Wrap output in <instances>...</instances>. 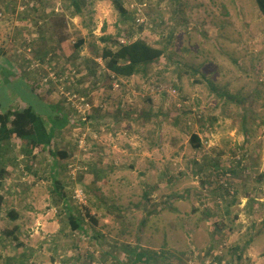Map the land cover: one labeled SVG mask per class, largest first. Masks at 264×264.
I'll list each match as a JSON object with an SVG mask.
<instances>
[{
  "label": "rangeland",
  "instance_id": "374dc122",
  "mask_svg": "<svg viewBox=\"0 0 264 264\" xmlns=\"http://www.w3.org/2000/svg\"><path fill=\"white\" fill-rule=\"evenodd\" d=\"M123 1L131 14L145 4ZM5 2L8 9L0 15L3 63L6 55L21 59L22 44L35 31L45 30L50 43L49 22L61 14L69 48L85 40L78 58L52 62L55 68L43 66L37 87L78 122L62 129L55 142L68 152L58 179L83 218L85 232L73 231L60 204L51 200L49 150L44 146L27 157L22 142L11 139L17 160L0 187L5 195L0 264H9L7 254L18 251L30 257L26 264H125L137 247L155 252L158 264H264V180L257 176L264 173V15L255 0H147L140 25L132 17L120 18L111 0H86L88 13L73 20L64 0H0V6ZM117 32L129 36L124 42L142 38L164 47L165 54L147 76L122 79L109 88L100 50L93 53L90 43L101 48L97 38ZM35 48L38 52L29 57H46L43 42ZM85 58L94 60V70ZM84 102L89 108L82 113L76 106ZM194 133L198 147L190 140ZM233 169L231 198L216 189L214 175ZM215 195L223 200L221 208L213 205ZM245 208L257 224L252 232L250 226L245 229ZM235 214L240 225L228 234L225 227L236 224ZM256 231L261 236L254 258L247 247Z\"/></svg>",
  "mask_w": 264,
  "mask_h": 264
},
{
  "label": "trees",
  "instance_id": "16d2710c",
  "mask_svg": "<svg viewBox=\"0 0 264 264\" xmlns=\"http://www.w3.org/2000/svg\"><path fill=\"white\" fill-rule=\"evenodd\" d=\"M139 1L146 3V5L141 7L142 12L144 13V10L147 6V0ZM111 2L114 8L117 10L120 18L129 19L132 17V21H135V23L138 25L144 22L136 21L137 17H142L140 13L141 11L138 12L136 9H133L134 13L131 14L125 8L123 0H111ZM255 3L259 12L264 15V0H255ZM64 5L70 17H82L85 13H88L86 0H64ZM7 8V4L0 7V14L2 11L6 12ZM65 22L66 19L62 14L53 22H49V25L54 28L51 29L54 36L50 37L53 39H50V43L47 42V39L49 38L47 37L45 30L39 31L38 33L35 31L33 35L25 39L24 43L22 44V47H24V55L21 56V59L17 58L16 54H14L11 58V62H14L17 67L6 69L0 65V75L3 83V85L0 83V180L4 176L5 172L4 168L2 167L3 156L1 148L5 142L10 143L11 139L20 140L24 145L23 148H21V151L27 157L34 155L36 152L42 151V148L45 146V148L49 150L52 159V164L50 165L48 171H46V173L49 174L46 180H50V191L52 193L51 200L54 201L55 205L60 204L59 206L61 210L63 209V214L73 231L78 230L85 232L84 226L82 224L83 218H81L78 209L69 204L70 196L66 194L64 184L60 179H58L59 175L61 174L60 168L65 166V164L62 162L64 158L68 156V152L63 148H58L55 142L56 138L58 137V132L66 128L67 125L77 121L70 118L66 112H63L59 104L44 103L46 109L41 112V105L33 104L30 101L31 98H34L32 93H34L35 89H38L37 87L40 86L43 75L45 74L43 66L55 68V65L51 64L52 62L57 63L61 59H63L65 62H68L70 59H76L79 57L78 55L80 47L84 44L85 40L83 38L77 40L74 44V50L72 51L67 44L68 40L63 30V24ZM51 23H54L55 26H53ZM104 29L105 28L103 27V30ZM129 35L132 37V34ZM128 37L129 36H126L125 33L122 32H117L116 34L104 33L97 38L99 43L102 45L101 48L94 42L90 43L93 48V53H97L100 50L101 59L104 60L106 81L105 87H118L122 79L127 80L133 76H147L151 66L158 62L165 54L164 47L153 46L142 38H135L127 42L122 41L123 38L126 39ZM37 38L38 41H36ZM40 42H43L45 45L43 53L46 57H39V59H36L39 62V65L35 67L33 66V63L36 60L32 59V57H29L27 53L35 54L38 52L35 46ZM28 48H30L29 52H27ZM2 55H4V52L1 48L0 57H2ZM83 62L87 65L89 70L95 69L96 64L94 60L85 58ZM29 66H32L31 68L37 73V75H35V79L38 80L35 83H32L28 78L30 77V71L28 70ZM67 68H69L68 64L66 65V69ZM72 82H74V80H72ZM24 101L26 102L24 103ZM42 115L48 120L49 123L47 125L44 124ZM38 134V140L42 142L36 140L35 137ZM190 140L195 147H198L201 144L198 134H191ZM82 169L83 171L87 170V166ZM235 171L237 170H220L219 173L216 172L214 175V177L216 176L214 179V183L217 185L216 189L220 191L224 190L229 196H231V198L235 197V193L233 190H231L229 183L232 180L230 179L231 174L235 173ZM226 172H228L229 176L226 175ZM106 175L107 172L105 171V176ZM219 176H224L225 178L221 179ZM257 176L258 181L264 180V173L258 174ZM100 177L102 176L100 175ZM220 180L223 181L220 183ZM76 191L77 190H74V197L79 200L76 197ZM146 195L147 193H144V196ZM214 198L216 201H214L213 205L220 207L223 202L222 198L219 195H215ZM95 199L99 201V198L96 197ZM2 200V196H0V208ZM61 210L59 209L58 211L60 212ZM9 213L13 218L14 212ZM95 238L98 239L97 237ZM209 251H211V248ZM130 252L134 257L131 258V261L129 262L130 264L131 262L135 264H158L157 259L155 258L156 253L149 251V249L144 250L137 247ZM217 257L218 255H216V259L219 262L220 256L219 258ZM238 258H240V256H238ZM163 260L164 259H161V261ZM125 261L128 260L125 259ZM129 263L127 262L125 264ZM71 264H74V262H71ZM118 264L124 263L119 262ZM163 264L174 263L164 262Z\"/></svg>",
  "mask_w": 264,
  "mask_h": 264
},
{
  "label": "crops",
  "instance_id": "0c3cea01",
  "mask_svg": "<svg viewBox=\"0 0 264 264\" xmlns=\"http://www.w3.org/2000/svg\"><path fill=\"white\" fill-rule=\"evenodd\" d=\"M7 3L5 2L3 5H6ZM11 5H12V7L15 5L16 6V4L15 3H11ZM1 7V6H0ZM8 9V8H7ZM23 15V14H22ZM12 17V16H11ZM76 17H79V16H73V17H71V20H73V19H75ZM26 20H28V19H24L23 21H22V23H21V26L22 25H24V27L27 25V21ZM18 25V24H17ZM20 26V27H21ZM47 25H45L44 27H46ZM19 27V28H20ZM51 28L50 29H52L53 27L52 26H50ZM20 29H25V28H20ZM44 29V28H43ZM54 29V28H53ZM16 28H15V32H13V33H11V37L12 38H14V35H16ZM93 33H94V31H93ZM110 34H113V33H110ZM79 39H81V38H79ZM78 39V40H79ZM84 39V38H83ZM17 51H18V48H17ZM7 52V51H6ZM9 53H13V49H11V52H9ZM5 54V53H4ZM4 55H2V57H3ZM98 58H101V57H98ZM98 58L96 59V60H98ZM5 60H6V63H3V62H1L0 61V65L1 66H3V67H5L6 69H11V68H15V67H17V65L13 62H11V57H8L7 55H6V57L4 58ZM29 79H30V81L33 83V81H35V77H32V74H31V72H30V77H28ZM1 84L3 85V83H2V79H1ZM13 94V93H12ZM33 94V96H34V98H31L30 99V101L33 103V104H39V105H41V112L43 111V110H45L46 109V107L44 106L45 104L44 103H50V104H59L57 101L56 102H54L53 100H50V98H48L49 97V95L46 93V90H44V92L43 93H41V94H39V91H38V89L36 90L35 89V91H34V93H32ZM38 99H40V100H38ZM26 101H24V103H25ZM60 105V104H59ZM43 116V115H42ZM43 117H45V116H43ZM58 134H59V132H58ZM1 148H2V156H3V158H2V167L4 168V176L1 178V182H0V187H3V183H4V180L6 181V178H8L9 176H11V174H13V173H11V165L13 166V163H15L16 162V160L17 159H15L13 156H12V150L14 149V146L11 144V142L9 143V142H5L2 146H1ZM13 169H14V167H13ZM13 176V175H12ZM2 191V190H1ZM0 196H2V202H4V198H5V195L4 194H2V192L0 193ZM234 198V197H233ZM245 199V198H244ZM3 204V203H2ZM231 206H232V204H230ZM246 209V218H247V221H249L247 224H245V225H247L246 227H245V229H248V226H250L249 228H251V232H252V230H253V225H255V226H257V224H255V222H254V220H253V215L251 214V211H249V209H248V211H247V208H245ZM223 213H225L224 211H222ZM237 215L235 214V216H233V218H235ZM240 216V215H239ZM264 219V218H263ZM233 221H235L236 222V224H230V225H227L225 228L227 229V231H228V234H230V232H237V229H238V227H239V225L240 224H237V223H239L238 222V219L237 218H235V220H233ZM242 222H243V220H242ZM219 224H226L224 221H221ZM248 224H251V225H248ZM213 226H215V227H222V226H216V225H213ZM16 230H18V228L16 227ZM212 232H215V231H211L210 233H212ZM251 232H249V238H248V240L250 239V237H251ZM256 234L253 236V237H257L255 240H253L252 242L253 243H249L250 244V246H249V248L247 247V251L249 252L248 253V255L250 256V257H254V256H252V255H254L255 254V242L258 240V238L261 236V234L259 233V232H255ZM15 235V234H14ZM3 248V247H2ZM209 248H211L210 246H209ZM254 251V253L253 254H251V252H253ZM5 252V251H4ZM6 253V252H5ZM264 253V252H263ZM262 253V254H263ZM13 255L11 256V254L10 253H8L7 254V261H9L8 263L9 264H26V262H27V260L30 258V257H28V258H24V257H22V255H20L19 256V251L16 253V252H13L12 253ZM15 257H17V259H15ZM22 257V258H21ZM27 257V256H26ZM5 258V257H4ZM255 258V257H254ZM263 259H264V255H263ZM24 260H26V261H24ZM30 260V259H29ZM263 262H264V260H263ZM7 264V263H6Z\"/></svg>",
  "mask_w": 264,
  "mask_h": 264
},
{
  "label": "built area",
  "instance_id": "2783aa9c",
  "mask_svg": "<svg viewBox=\"0 0 264 264\" xmlns=\"http://www.w3.org/2000/svg\"><path fill=\"white\" fill-rule=\"evenodd\" d=\"M145 3V2H144ZM146 4V3H145ZM145 4H139V5H137V8H136V10L138 11V12H140L141 11V7L143 6V5H145ZM20 9H22V8H20ZM1 15V14H0ZM136 21L137 22H143L144 21V18H142V17H137V19H136ZM29 50H30V48H28L27 49V52H29ZM39 65V62L36 60L34 63H33V66H38ZM52 75V74H51ZM44 81H46V78H44ZM71 98L73 99V98H76V99H78V98H80V97H78L77 95H75V94H72L71 95ZM70 98V99H71ZM81 101H83V99L81 98ZM87 108H89V105H88V103L87 102H84V104H81L80 106H76V109L78 110V111H80V112H82V113H84L86 110H87ZM227 176H228V174H226ZM223 180H220V183L222 182ZM78 195H79V193H77L76 194V196L78 197ZM206 264H216V262H206Z\"/></svg>",
  "mask_w": 264,
  "mask_h": 264
}]
</instances>
